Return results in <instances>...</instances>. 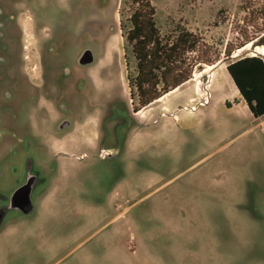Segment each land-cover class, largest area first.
Instances as JSON below:
<instances>
[{
	"label": "rangeland",
	"instance_id": "rangeland-1",
	"mask_svg": "<svg viewBox=\"0 0 264 264\" xmlns=\"http://www.w3.org/2000/svg\"><path fill=\"white\" fill-rule=\"evenodd\" d=\"M151 2L162 36L181 28L199 43L186 55L191 78L135 112L121 0H0V208L29 170L46 179L52 165L32 126L52 137V126L71 123L50 141L64 180L44 199L39 185L30 214L7 212L0 264H123L135 258L131 237L161 264H264V118L235 101L226 71L232 60L264 57L255 50L264 0ZM86 50L94 60L81 65ZM169 97L180 106L195 100L184 105L195 111L177 110L191 115L188 124L172 120ZM111 118L125 119L130 148L144 149L143 168L96 158L107 151L100 124Z\"/></svg>",
	"mask_w": 264,
	"mask_h": 264
},
{
	"label": "trees",
	"instance_id": "trees-1",
	"mask_svg": "<svg viewBox=\"0 0 264 264\" xmlns=\"http://www.w3.org/2000/svg\"><path fill=\"white\" fill-rule=\"evenodd\" d=\"M119 16V30L127 52L134 60V68L131 69L126 57L129 96L136 112L191 78L194 65L187 62L186 55L197 51L199 41L191 32L181 28L162 36L156 25L151 0H121ZM262 45L264 42L258 44ZM230 55L231 50H228L227 57ZM226 71L250 114L255 119L262 117L264 57L244 56L232 60Z\"/></svg>",
	"mask_w": 264,
	"mask_h": 264
},
{
	"label": "flooded vegetation",
	"instance_id": "flooded-vegetation-1",
	"mask_svg": "<svg viewBox=\"0 0 264 264\" xmlns=\"http://www.w3.org/2000/svg\"><path fill=\"white\" fill-rule=\"evenodd\" d=\"M30 105L33 108H35L37 111H42L46 114V111L42 106L40 105L38 106L37 104H30ZM122 120H125V119L111 118L109 119L110 122L100 124L102 136L99 141V144L103 145L107 151L105 153V156H103L102 154H97L96 158L99 159L100 161L108 160V159H116V158H121L122 160L124 159V161L133 159L139 165V167L143 168V166L140 165L141 163L140 160L143 156L144 149L130 148V145L128 144V141L126 139V129L124 125L125 123ZM115 121H118V123H112ZM109 124H112L113 126L109 128L107 126ZM69 128H71V123L65 120H61L57 125L52 126L50 130V135H53V136L49 137L47 136V132L44 134L45 136L44 135L37 136L35 128L32 126V130H33L32 134H34L36 137L40 136L42 138L43 140L42 146L44 147L45 150H47L46 152L52 158L51 160L52 165L49 167H46L47 169H45L44 171L46 175V179H39L38 176L33 175L32 172L29 170L24 184L20 186L14 192L11 199L9 198L10 204L8 205V207L0 208V229L2 227L4 218L7 212H9V210H14V211L20 212L22 214H27V215L33 211L32 194L39 185L43 184L45 187L40 193L41 198L44 199L49 189L50 190L55 189L56 184L60 180H64L61 178L60 180L57 179L58 174L61 173V167L58 165L57 159L54 158L56 155L52 156L51 154L52 150H50L51 148L50 141L51 139H56L58 141L62 140L65 137L64 131ZM67 136H70V135L67 134ZM101 150H104V149H101ZM92 151L95 153L94 150ZM59 152L63 153L62 151H59ZM81 156H84V155H81ZM79 159L82 160L83 158L81 157ZM62 176L64 177V175ZM29 203L31 205V208L29 209L28 212H25V210L29 208Z\"/></svg>",
	"mask_w": 264,
	"mask_h": 264
},
{
	"label": "crops",
	"instance_id": "crops-1",
	"mask_svg": "<svg viewBox=\"0 0 264 264\" xmlns=\"http://www.w3.org/2000/svg\"><path fill=\"white\" fill-rule=\"evenodd\" d=\"M263 46V45H262ZM260 53V52H259ZM262 54V53H260ZM237 94H235V101L238 102V104H243V106L248 110L247 106L245 105V103L241 100L240 96L238 95V92L236 90ZM176 94H173V96ZM171 96V97H173ZM171 97H169L168 101H167V110L170 113H173L174 115L170 116L172 118V120L176 123L179 122H184V124H188V119L191 116L190 114L184 113L182 116L180 115L181 111H177L181 106H184L186 104H190V100L192 99V97H189L187 102L183 105L180 106L176 105V104H171L170 99ZM177 111V112H176ZM249 111V110H248ZM175 112V113H174ZM264 118V115L258 119H262ZM264 124V121H263ZM123 214H118L116 218H119L120 216H122ZM132 239H134L133 237H131L127 242H128V246L127 249L132 250L133 253H135V258L134 260H131L130 262H125L123 264H161V261L159 260V258L153 253V251H151V248L149 246V244H142L141 246L137 247L134 246L133 243L131 242ZM133 246V247H132ZM95 264H109V263H105V262H101V263H95Z\"/></svg>",
	"mask_w": 264,
	"mask_h": 264
},
{
	"label": "water",
	"instance_id": "water-1",
	"mask_svg": "<svg viewBox=\"0 0 264 264\" xmlns=\"http://www.w3.org/2000/svg\"><path fill=\"white\" fill-rule=\"evenodd\" d=\"M256 46H254V48H255ZM93 55H92V53H91V51H89V50H86L83 54H82V56L80 57V59H79V64H81V65H88V64H91L92 62H93ZM31 208V205H30V203H29V208H27V210H25V212H28L29 211V209Z\"/></svg>",
	"mask_w": 264,
	"mask_h": 264
},
{
	"label": "built area",
	"instance_id": "built-area-1",
	"mask_svg": "<svg viewBox=\"0 0 264 264\" xmlns=\"http://www.w3.org/2000/svg\"><path fill=\"white\" fill-rule=\"evenodd\" d=\"M194 101L195 100H191V103H194ZM208 103V100L207 99H205L204 100V102L203 103H200V104H198V106H204L205 104H207ZM182 110L183 111H195L196 110V106H194V105H190V106H187V107H182Z\"/></svg>",
	"mask_w": 264,
	"mask_h": 264
},
{
	"label": "bare ground",
	"instance_id": "bare-ground-1",
	"mask_svg": "<svg viewBox=\"0 0 264 264\" xmlns=\"http://www.w3.org/2000/svg\"><path fill=\"white\" fill-rule=\"evenodd\" d=\"M249 46H250V44L248 43L247 45H245L244 46V49H246L247 50V48H249ZM243 49V48H242ZM256 51H259L260 53H262V54H264V45L263 46H261V47H256V49H255ZM240 50H238V52H239ZM242 51V50H241ZM212 66H209L206 70H204V72H206V71H208V70H211L212 68H211ZM191 101V100H190ZM195 102V101H194Z\"/></svg>",
	"mask_w": 264,
	"mask_h": 264
}]
</instances>
